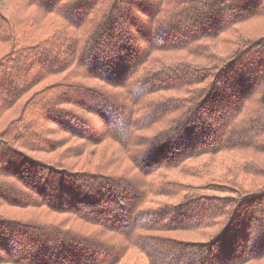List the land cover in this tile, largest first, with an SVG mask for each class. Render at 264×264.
<instances>
[{"label":"trees","instance_id":"trees-1","mask_svg":"<svg viewBox=\"0 0 264 264\" xmlns=\"http://www.w3.org/2000/svg\"><path fill=\"white\" fill-rule=\"evenodd\" d=\"M10 1L0 207L41 213L0 212V264L263 261L264 0Z\"/></svg>","mask_w":264,"mask_h":264},{"label":"rangeland","instance_id":"rangeland-1","mask_svg":"<svg viewBox=\"0 0 264 264\" xmlns=\"http://www.w3.org/2000/svg\"><path fill=\"white\" fill-rule=\"evenodd\" d=\"M10 2L16 8L17 15L19 18H22L26 14L28 15L29 12L24 8L22 3L20 4L19 0H12ZM241 34H243V36L251 37V38H258V37L263 36L264 35V18L263 19L260 18V19H257L255 21H251L249 23L243 24L241 26ZM229 39H231L230 36L225 35V36H223V37H221L215 41H208L207 43L212 47V50H215L220 55H228L230 52H232L234 50L233 42H231V41L228 42ZM205 42L206 41H204L203 44ZM7 51H8V45L0 43V57H2L4 54H6ZM7 119L8 118H5V123H6ZM3 124L4 123L0 122V128L3 127ZM145 133H147V132H145ZM93 148H95L94 145L87 146L86 151H88L87 152L88 155L90 154V152L92 151ZM100 148L103 149L102 147H100ZM110 152H111V149L109 151H107L106 158H108L110 156ZM87 153H86V155H87ZM34 156L37 158H42V159H49L51 157V155H46L44 153H36V154H34ZM101 156H102V153L95 155L93 157V159H95L94 162L99 163V161L103 160V159H101ZM260 158L264 159V157H260ZM198 160L203 161L201 159H198ZM182 179L188 183H199L200 182V180H198V179H195L192 177H187V176L182 177ZM260 180L262 181L263 179H260ZM259 182L260 181H258V180H253V183L255 185H258ZM213 193H216L217 195H232L229 192L217 191V192H213ZM230 208H232V206L227 207V209H230ZM0 212L4 213L8 217H13V218H27L31 215L41 213V211L39 209H32V208L31 209H22V208H16V207H13V208L12 207H0ZM44 212H46V211L44 210ZM212 231H214V230H212ZM167 234L172 235L178 239H182L183 241H189V242H191V241H209L210 238L212 237V234L209 236H203V235H199V234L194 233V232H181V231L170 232ZM138 255L140 258H141V256H143L142 254H138ZM145 258L146 257L144 255V257H142V259H145ZM129 259H131V256H128L127 259L120 264H129L128 263ZM131 261H132V259H131ZM255 264H264V260L260 261L258 263H255Z\"/></svg>","mask_w":264,"mask_h":264}]
</instances>
